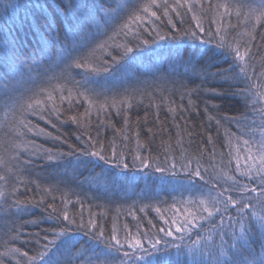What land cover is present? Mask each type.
<instances>
[{"label":"trees","instance_id":"trees-1","mask_svg":"<svg viewBox=\"0 0 264 264\" xmlns=\"http://www.w3.org/2000/svg\"><path fill=\"white\" fill-rule=\"evenodd\" d=\"M86 2L0 0V264H261L264 0Z\"/></svg>","mask_w":264,"mask_h":264},{"label":"snow or ice","instance_id":"snow-or-ice-1","mask_svg":"<svg viewBox=\"0 0 264 264\" xmlns=\"http://www.w3.org/2000/svg\"><path fill=\"white\" fill-rule=\"evenodd\" d=\"M156 3V0H150V4H145L142 8V11L147 13L149 12L150 10V6L151 5H155ZM73 7H77L79 9V14L81 16H84V17H87L90 21H94L95 20V17L92 13V10L89 8L86 0H81V3L79 5H73ZM132 7L131 5H122L120 3H117L115 7H112V6H109L106 11L109 13V14H112V13H118V11H126L128 8ZM222 7H224L225 9H227V5H222ZM262 9H264V4L261 5ZM151 15L152 16H156V12H151ZM261 17H264V11L261 12ZM261 17H257V20L259 21V19ZM142 17L138 14V12H133L132 15L129 17V20L131 23H137V22H140L142 21ZM122 30L123 29H128L130 27L129 23H125L123 24L122 26ZM199 27V25H198ZM202 30V29H201ZM57 35H59V33H57ZM192 35L194 36L195 33H192ZM158 38L163 40L165 39V37L163 36H159V34H157ZM144 44H148V41L147 40H144L143 41ZM47 46V39L45 37L42 36V47H46ZM126 53H131L133 51V49L131 47H126L125 49ZM236 57L239 59V60H243L244 59V56L241 55V53L237 50L236 51ZM6 55V53H5ZM78 67L81 66V65H77ZM241 71H243V69H241ZM70 95L69 94V99H70ZM49 100L53 99L51 95H49L48 97ZM61 99H64V97H61ZM41 102L40 101H36V104L39 105ZM33 107V105L29 104V108ZM72 119H75V117H73ZM245 144H248V141H244ZM90 155H93V156H98L101 160H104L105 158L100 155L99 152H93V153H90ZM139 158V157H137ZM259 159L261 160V168H260V171L261 172H264V140H262L260 142V157ZM141 163L143 164V161H141ZM125 168L128 167L127 164H124L123 165ZM145 167H147L148 165L147 164H144ZM157 172H161L163 173L165 171L164 168H161V167H157L155 169ZM195 175L199 176V172L197 171L195 173ZM0 179H3V177H0ZM245 190H247L246 186H245ZM254 191V189H253ZM264 194V193H262ZM222 195V193H221ZM228 202L230 203H233V204H238L240 203L239 201H232V198L229 197L228 198ZM201 205H204L203 208H202V211L203 212H207L208 213V217H212L214 215V211H213V208H214V205L213 207H209L208 205L205 204V202L202 200L201 202ZM247 206V205H245ZM215 212H218L219 209L218 208H215L214 209ZM252 216H255V214L253 213ZM207 218V217H206ZM65 219H67V216H65ZM193 219H196V217H193ZM193 219H186L185 221L181 222L180 224H177L176 220L174 219L172 221V223L174 225H176V232H182V231H187L188 230V226L190 224H193ZM259 220H260V226L262 228H264V217H259ZM223 223V219H221V224ZM195 226V225H193ZM93 227H95V224L93 223ZM161 231L164 232V235L165 236H172L173 233L172 231L168 230V231H165L164 229H161ZM241 232L243 233L241 239H244V240H247V237H248V233L247 231L245 230L244 228V225L241 224ZM100 235L102 236L103 233L101 232ZM112 240L115 241V244L116 245H120V240H118L116 238L115 235L112 236ZM61 245L62 246H66V247H70L71 246V242L70 241H61ZM160 245H161V241L160 240H155L154 242L151 243V249L152 251L149 252V250L147 248H145L144 244L141 242V240L137 239L135 240L134 242L132 243H129V247L130 248H133L134 250H140L142 252L145 253V255H142V256H139L137 257V260H140V261H144L146 260V258L148 256H156L157 259L155 261H148V264H166L165 261L161 260L160 259V256L158 254L161 253V248H160ZM107 249L110 251L111 248H112V245L109 244V245H106ZM233 248L237 249V252L236 253H233V256L230 257V259L232 260V264H240V262L236 259V256L237 254L240 252V249L238 248V246L236 244H233L232 245ZM59 251V248L57 249ZM119 247L116 248V251L119 252ZM221 255H224V256H227L228 253L226 252H221ZM54 256L55 254H51L49 253V251H45V252H42L39 254V259L41 260H44L45 261V264H59V261L58 259H54ZM124 256L125 257H129V253L125 252L124 253ZM47 258V259H46ZM130 258V257H129ZM31 259H35V258H31ZM97 260H99V257L96 258ZM121 264H125V261H121ZM261 264H264V261H261Z\"/></svg>","mask_w":264,"mask_h":264}]
</instances>
